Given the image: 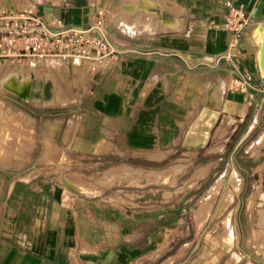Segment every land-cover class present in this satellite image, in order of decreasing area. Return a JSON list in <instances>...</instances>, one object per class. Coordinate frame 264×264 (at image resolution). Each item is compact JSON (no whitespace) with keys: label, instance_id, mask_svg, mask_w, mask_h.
Masks as SVG:
<instances>
[{"label":"crops","instance_id":"crops-1","mask_svg":"<svg viewBox=\"0 0 264 264\" xmlns=\"http://www.w3.org/2000/svg\"><path fill=\"white\" fill-rule=\"evenodd\" d=\"M227 1L0 0V19L20 15L80 28L101 20L117 51L94 63L62 64L86 75L61 88L77 92L64 104H37V91L43 100L52 97L47 62L35 69L23 65L33 77L26 97L0 87V100L13 111L0 118V129L15 133L5 141H12L10 149L0 141L1 157L18 158L20 149L24 156L0 165V264H136L161 235L157 224L153 229L146 222L172 219L177 204L158 189L159 180H141L133 189L134 162L143 160L136 166L144 172H158L164 158L178 152L215 155L234 146L236 154L260 128L264 0H231L250 21L225 59ZM247 75L252 81L243 91L235 79ZM204 109L218 114L207 146H185ZM160 154L162 160L150 159ZM203 168L210 174L213 165ZM117 171V182H100ZM77 174L85 179L81 190L70 184ZM41 237L45 242L37 244Z\"/></svg>","mask_w":264,"mask_h":264},{"label":"rangeland","instance_id":"rangeland-1","mask_svg":"<svg viewBox=\"0 0 264 264\" xmlns=\"http://www.w3.org/2000/svg\"><path fill=\"white\" fill-rule=\"evenodd\" d=\"M16 18L18 19L15 20H19L24 17L17 15ZM0 57L8 56L0 54ZM62 67L58 72H54L51 77L53 81L47 82V88L55 86L59 89H67L79 84L86 77L77 68L72 69L66 65ZM21 72L27 73V69L23 68ZM43 86V83L38 85L39 88ZM0 87L13 92L7 86L0 85ZM3 95L11 97L6 91ZM1 103L0 118L8 119L13 111L2 101ZM2 105L5 106L4 110L1 108ZM262 118L263 124L249 136L236 154H233L234 146L215 155L203 153L189 155L187 152L182 155L178 152L167 158L165 154H160L161 160L165 157V161L161 163L164 168L158 169V172H150V169L144 172L143 168L136 166L143 165V160L138 159L134 162L135 170L133 168L131 171L130 179L133 189L141 180H159L161 184L158 189L172 195L177 204L172 219H169L171 215H165L168 217L163 221L146 222L147 225L157 224L161 235L150 242L151 247L136 264H264V251L260 248L262 244L264 245V232H262L264 231V110ZM3 127L0 129V141L5 143L4 148L10 149L12 141H5L11 130L9 126ZM247 127L242 130L244 133ZM12 135L15 133L10 134ZM261 135L262 140H258ZM20 142L22 143V140ZM1 147L0 144L2 151ZM22 151L20 149L18 158L0 156V165L13 162L14 159V162L18 160L21 162L24 159ZM159 156L153 155L150 158L154 157L155 159H152L156 160ZM210 163L213 169L209 174V169L203 168V165ZM226 167L229 168L228 171H223ZM118 172L106 174L100 182L102 184L113 180L117 182L120 178ZM75 179H77L76 184H70L81 190L85 185L83 182L85 179L78 174ZM236 182L239 183L238 192L234 191ZM218 183L220 184L217 186ZM258 185L261 193L257 195V204L252 208L250 198L256 192ZM151 189L153 188H148V191ZM229 191H233V198L229 204H226ZM227 230H230V233L225 236ZM150 231L151 229L148 233ZM44 242L43 237L36 238L37 244ZM233 257H237V261H234V258L229 263Z\"/></svg>","mask_w":264,"mask_h":264},{"label":"built area","instance_id":"built-area-1","mask_svg":"<svg viewBox=\"0 0 264 264\" xmlns=\"http://www.w3.org/2000/svg\"><path fill=\"white\" fill-rule=\"evenodd\" d=\"M226 27L231 34L229 52L237 46L242 33L250 21L249 12L241 5L227 1ZM0 54L17 63L37 68L52 57L63 63L80 66L84 62L102 61L114 57L117 51L109 39L103 21L97 20L88 27H64L60 21L44 22L33 17L19 20L0 19ZM252 77L244 81L235 79L239 89L247 91ZM264 93V80L259 85Z\"/></svg>","mask_w":264,"mask_h":264},{"label":"bare ground","instance_id":"bare-ground-1","mask_svg":"<svg viewBox=\"0 0 264 264\" xmlns=\"http://www.w3.org/2000/svg\"><path fill=\"white\" fill-rule=\"evenodd\" d=\"M148 1V0H147ZM161 2V1H160ZM155 3V2H153ZM152 4V3H151ZM126 6V5H125ZM132 7V6H131ZM153 7V6H152ZM151 7V8H152ZM155 8V7H154ZM121 10V9H120ZM134 10V9H133ZM123 11V9H122ZM138 11V10H137ZM133 12V11H132ZM131 12V13H132ZM140 14V13H138ZM135 15H137V13H135ZM145 15V14H144ZM143 15V17H144ZM156 15V14H155ZM131 17V16H130ZM133 17V15H132ZM137 17V16H136ZM125 18V17H124ZM128 18V17H127ZM140 18V17H139ZM145 18V17H144ZM135 19V18H134ZM137 19V18H136ZM143 19V18H142ZM133 21V20H131ZM143 20H141L142 22ZM127 22H130V21H127ZM138 23V22H137ZM62 64L63 61L56 57V58H50L47 60V71H46V80L47 81H50L51 80V77L53 76L54 72H58L59 70H61L62 68ZM45 65V64H44ZM23 64L21 63H12L11 60L8 58V57H0V85L2 86H7L9 87L14 93H16L17 95L19 96H22V97H26L27 95L30 94V92L32 91V84H33V77H32V73L30 74L29 71H27V73H23L21 72V69H23ZM41 70V69H40ZM43 71V70H42ZM41 73V72H40ZM36 74V73H35ZM52 97L49 98V99H46V100H43L42 99V95L43 93L42 92H38L37 91V94L38 95H41L38 99H37V102L41 105H59V104H64L66 103L68 100H70L72 97L75 98V96L77 95V92H73L72 94H67L65 90H62V89H59L58 87H54L52 86ZM68 91V90H67ZM36 102V103H37ZM0 104L1 101H0ZM2 110L5 109V106H1ZM4 113V112H3ZM210 116L211 115H207L206 119L209 121L210 119ZM205 119V120H206ZM5 127V126H4ZM3 127V128H4ZM3 131V129H2ZM28 132V131H27ZM2 136V135H1ZM263 138V137H262ZM262 140V139H261ZM29 141V140H27ZM29 143V142H28ZM10 145V144H9ZM52 145V144H51ZM32 146V145H30ZM48 148V147H47ZM250 151V150H249ZM1 150H0V156H1ZM23 154V153H22ZM22 156V155H21ZM161 156V157H160ZM160 159L162 158V155H160ZM7 157V156H6ZM158 157V158H159ZM164 157V156H163ZM10 158V157H9ZM154 158V157H152ZM150 158V159H152ZM157 158V159H158ZM155 159V158H154ZM7 162V161H6ZM176 171V170H175ZM177 174V173H176ZM235 176V175H234ZM73 177V176H71ZM74 180H77L75 179V177H73ZM78 178V177H77ZM235 178V177H234ZM72 179V178H71ZM69 180V179H68ZM80 181V180H79ZM219 185V184H218ZM217 185V186H218ZM234 185V184H233ZM239 190V183L236 182L235 185H234V191L235 192H238ZM261 193V189H260V186L258 185L257 187V190L256 192L252 195V197L250 198V205L251 207H255L256 204H257V195H260ZM232 198H233V191H229L227 193V200H226V204H229L231 201H232ZM262 219V218H260ZM264 220V218H263ZM258 223V222H257ZM230 224V223H229ZM226 225V224H225ZM260 225V223H259ZM257 226V225H256ZM264 232V231H262ZM230 233V230H227V232L225 233V236H227L228 234ZM233 233V232H232ZM258 233V232H257ZM256 235V234H255ZM256 238H258L256 236ZM213 239V238H212ZM257 240V239H256ZM255 241V239H254ZM223 242V241H222ZM223 246V245H222ZM261 250L264 251V245L262 244L260 246ZM220 252V251H219ZM235 258V260H234ZM237 257H233L229 263L231 261H237L236 260ZM247 264H252V263H247Z\"/></svg>","mask_w":264,"mask_h":264},{"label":"water","instance_id":"water-1","mask_svg":"<svg viewBox=\"0 0 264 264\" xmlns=\"http://www.w3.org/2000/svg\"><path fill=\"white\" fill-rule=\"evenodd\" d=\"M259 32L261 34V48H260V67L263 72L264 78V24L260 27ZM210 112L208 109H204L197 120L192 125L185 141V146H205L208 142L209 132L211 127L214 125L215 121L217 120L218 114L215 112L211 113L209 121L203 127L201 135H199L200 127L204 121V119L209 115Z\"/></svg>","mask_w":264,"mask_h":264}]
</instances>
